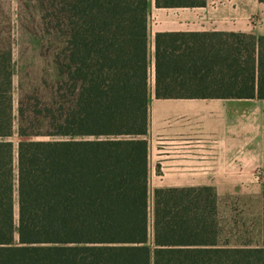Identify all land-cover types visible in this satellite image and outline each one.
I'll list each match as a JSON object with an SVG mask.
<instances>
[{"label":"trees","instance_id":"16d2710c","mask_svg":"<svg viewBox=\"0 0 264 264\" xmlns=\"http://www.w3.org/2000/svg\"><path fill=\"white\" fill-rule=\"evenodd\" d=\"M151 2L205 0H26L15 113L0 29V264H264V183L260 241L230 245L213 187L150 193L148 179L152 90L261 100L264 170V36L151 39ZM21 56L41 63L26 85Z\"/></svg>","mask_w":264,"mask_h":264},{"label":"crops","instance_id":"0c3cea01","mask_svg":"<svg viewBox=\"0 0 264 264\" xmlns=\"http://www.w3.org/2000/svg\"><path fill=\"white\" fill-rule=\"evenodd\" d=\"M149 31L151 39L158 32H242L264 36V2L205 0L199 7L171 8H156L151 2ZM259 101L156 98L151 92L149 186L152 190L213 187L220 240L227 239L230 245H254L261 239L264 170ZM233 240L236 244H231Z\"/></svg>","mask_w":264,"mask_h":264},{"label":"rangeland","instance_id":"374dc122","mask_svg":"<svg viewBox=\"0 0 264 264\" xmlns=\"http://www.w3.org/2000/svg\"><path fill=\"white\" fill-rule=\"evenodd\" d=\"M25 2L26 0H0V29H2L3 31L7 30V33L10 35L12 41V57H13V66H14L12 96H13V104H14V113L16 109V102L19 95L18 76H17L18 75L17 70L18 67H20V65L18 64V52H19L18 42L22 43L25 40V37L23 36L24 30L22 29V26L24 25L25 20L27 18ZM29 55H30V51L28 52V56ZM19 62L26 65V69H25L26 72L20 78L22 82L25 83V85L28 84L29 81L36 80V78L39 79V77H41L42 73L38 69L41 67V63L39 59H36L34 61V67H32L30 61L23 56H21ZM259 103L263 107V102L259 101ZM12 141L16 143L17 137L13 136ZM151 192H152V188L150 187V193ZM255 219H256L255 217L252 218V220L254 221L253 222L254 225L258 223L255 221ZM254 225L252 227L255 229ZM225 230L228 231L229 229L227 228ZM231 244H236V243L233 240Z\"/></svg>","mask_w":264,"mask_h":264}]
</instances>
